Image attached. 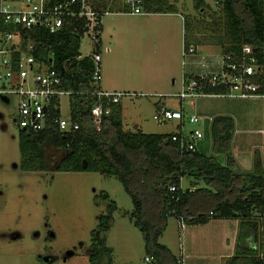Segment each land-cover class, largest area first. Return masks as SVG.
Here are the masks:
<instances>
[{
  "label": "rangeland",
  "instance_id": "obj_1",
  "mask_svg": "<svg viewBox=\"0 0 264 264\" xmlns=\"http://www.w3.org/2000/svg\"><path fill=\"white\" fill-rule=\"evenodd\" d=\"M122 1L114 7V13L103 18L102 81L109 88L134 94L120 101L125 131H177V120L159 122L154 115L161 106L179 107L175 95L181 91L189 68L187 62L184 64L188 61L184 56L185 39L201 56L220 55L221 45L229 43L223 2L205 0L208 6L197 8L196 0H177V13L131 14L124 10ZM95 46L92 37L84 35L81 56H89ZM196 100L195 108L187 99L185 112L201 114V121L194 124L185 120L186 133L200 128L203 139L211 141L206 132L212 115L229 110L238 128L246 131L253 142L263 141L264 98ZM202 104L209 107L201 112ZM16 110L17 97H0V264H110L107 258L91 262L90 249L92 232L100 216L107 214L111 201L117 210L105 244L112 250V264H154L146 260L143 234L131 217L133 201L115 176L53 168L22 169ZM62 113L70 114L69 96L62 97ZM45 147V156L54 165L63 152L50 144ZM102 194L109 198L102 199ZM213 219L208 225L182 226L181 219L169 216L159 241L174 255L183 257V264H230L223 256L237 249V231L233 224L221 226L218 218ZM6 237L16 240L8 241ZM260 241L259 251L264 252V220Z\"/></svg>",
  "mask_w": 264,
  "mask_h": 264
},
{
  "label": "trees",
  "instance_id": "obj_2",
  "mask_svg": "<svg viewBox=\"0 0 264 264\" xmlns=\"http://www.w3.org/2000/svg\"><path fill=\"white\" fill-rule=\"evenodd\" d=\"M120 2V1H119ZM177 0H142L146 13H177ZM227 16L229 43L221 45L224 53H240L242 46L255 48L260 64L264 65V0H222ZM205 0H196L197 8H205ZM126 6H124V9ZM1 32L3 27L0 25ZM102 31V27L100 28ZM22 48L32 46L31 54L39 61L52 65L63 79V88L72 92L70 118L79 124L74 131L62 132L50 124L44 131H19L21 167L26 171H89L115 176L130 195L134 209V224L144 238L145 252L154 264H182L181 260L159 240L169 216L182 219L188 225L206 224L213 218H240L238 243L230 264H264L258 245L264 220V169L256 159L250 170L237 163L232 152L235 120L231 115H216L209 130L214 154L200 148L186 151L171 139L172 134L126 132L123 128L121 104L112 105V113L103 116L97 125L92 108L98 97L92 92L95 64L92 56L80 57L84 30L73 32L64 28L51 33L42 26L21 29ZM222 43L221 41H218ZM192 43L185 39L187 49ZM198 45V44H196ZM101 38L94 53H100ZM191 75L189 78H192ZM222 86L208 87V92H223ZM63 152L54 164L47 160L45 146ZM216 154L225 156L220 162ZM202 181L205 186L183 188L184 179ZM176 185V191L169 186ZM107 200L109 195L102 194ZM98 195L96 196V199ZM114 201L107 214H102L92 232L90 261L109 259L112 250L105 236L113 225ZM98 237V238H97Z\"/></svg>",
  "mask_w": 264,
  "mask_h": 264
},
{
  "label": "built area",
  "instance_id": "obj_3",
  "mask_svg": "<svg viewBox=\"0 0 264 264\" xmlns=\"http://www.w3.org/2000/svg\"><path fill=\"white\" fill-rule=\"evenodd\" d=\"M122 2L126 6L125 11L131 14L145 13L142 0ZM118 3L119 0H0V25L3 27V31L0 30V97H17L15 120L20 130L40 132L50 124L62 132L79 128L70 114L64 116L62 113V97L70 96L72 92L63 88V79L52 65L34 58L30 52L31 45L26 50L22 48L21 29L42 26L51 33L64 28H71L73 32L82 29L96 45L101 38L104 16L114 13ZM196 53L193 45L187 49L184 47V56L188 57L184 64L191 62L190 56ZM90 56L95 64L92 94L98 97L92 115L95 123L100 125L103 116L112 113V105L119 104L123 96L134 94L102 89L101 53H91ZM219 57L217 68L210 70L209 55H200L194 62L202 71L192 74V78H189L191 74L184 73L182 89L175 95L179 107L161 106L154 115L159 122L178 121V130L173 132L171 139L179 142L186 151H195L204 138L200 128L188 133L183 130L185 120L194 124L201 121L198 114H186L187 99L194 106L196 99L201 97L264 98V65L260 64L252 45H243L240 53L222 52ZM217 86L226 90L219 93L207 91L208 87ZM176 189V185L169 186L172 192ZM146 260L151 261L152 257H146Z\"/></svg>",
  "mask_w": 264,
  "mask_h": 264
},
{
  "label": "crops",
  "instance_id": "obj_4",
  "mask_svg": "<svg viewBox=\"0 0 264 264\" xmlns=\"http://www.w3.org/2000/svg\"><path fill=\"white\" fill-rule=\"evenodd\" d=\"M119 3L115 7H117L119 5ZM183 21H184V18H183ZM103 28L104 27L102 26V31H103ZM102 31H101V34H102ZM101 45H102V37H101ZM108 49H110V48H108ZM101 56H102V54H101ZM199 57H200V55H198V51H197V53L195 55L190 56L189 61H191V62L186 64L189 67L188 70L186 71L187 74H191V75L192 74H198V73H200L202 71V68L200 66H198L194 62ZM209 58H210V60H209V65H210L209 69L210 70H215L217 68L218 64H219V58H220L219 54H210ZM101 88L104 89V90L114 91V92H128V91L120 90V89H118L116 87L109 88L106 84L103 83V81H101ZM196 101H195V105H194L195 108L197 107V102ZM121 106H122V104H121ZM199 106L200 105H198V109H199ZM205 106L209 107L208 104L207 105L206 104H202L201 112L204 110ZM122 114H123V108H122ZM198 115L201 116V114H199V113H198ZM216 115H231L234 118V120H235V133H234V136H233V139H232V152H233V155H234L237 163L239 164V166H241L245 170H250V169L253 168L255 160L259 159L260 164H261V166L264 169V138H261L263 141L253 142L252 139L248 135L245 134L246 131H244L243 129H239L238 128L235 115L233 114V112H231L229 110H223V112H214V114L212 115V118L214 116H216ZM212 118H211V120H212ZM123 128H124V126H123ZM124 131H125V129H124ZM126 132H132V131H126ZM173 132H176V131H173ZM173 132H171V133H173ZM165 134H167V133H165ZM211 145H212V141L206 142L205 139H202L201 141H199L197 148H200L202 150V152H204L207 155H212L214 153L212 151ZM216 156L219 158L221 163L224 164L226 162V159H225L224 155L216 154ZM182 186H183V188L195 189L196 186L197 187H203L205 185H204V183L202 181H197L196 184H194V183H192V179H186L185 178L182 181ZM211 220L215 221V219H211ZM211 220L208 223H206L205 225L210 224ZM217 220H219L221 226L225 225V224L228 225L229 223L233 224L235 226V229H236L237 234H238L239 225H240V222H241L240 218H232V219L218 218ZM181 223H182V226H183V224H185V226H187V224L184 221H181ZM199 225H202V224H196L194 226H199ZM6 238H8L7 239L8 241L16 240L15 238H11V237H6ZM3 239H4V237H3ZM212 240L214 241V239H212ZM235 252H236V249L234 250L233 254L232 253H228L225 256H223V259H227L228 260L227 263H230V260L235 255ZM260 254H262L264 256V252L262 250L260 251ZM177 257H179V256L177 255ZM179 258L182 259L181 263L183 264L184 258L183 257L182 258L179 257Z\"/></svg>",
  "mask_w": 264,
  "mask_h": 264
},
{
  "label": "flooded vegetation",
  "instance_id": "obj_5",
  "mask_svg": "<svg viewBox=\"0 0 264 264\" xmlns=\"http://www.w3.org/2000/svg\"><path fill=\"white\" fill-rule=\"evenodd\" d=\"M11 238H15V237H11ZM98 238V237H97ZM91 251H92V247H91V249H90ZM91 251H90V254H91Z\"/></svg>",
  "mask_w": 264,
  "mask_h": 264
}]
</instances>
